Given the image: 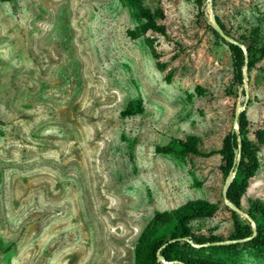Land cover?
<instances>
[{
    "label": "rangeland",
    "instance_id": "rangeland-1",
    "mask_svg": "<svg viewBox=\"0 0 264 264\" xmlns=\"http://www.w3.org/2000/svg\"><path fill=\"white\" fill-rule=\"evenodd\" d=\"M143 5L161 11L165 36H126L140 19L125 0L0 1V264H132L149 218L197 198L217 210L191 231L231 232L218 155L154 146L194 135L218 148L242 109L250 138L264 125V59L231 87L230 55L211 32L216 17L233 38L257 28L264 40V0ZM258 159L243 218L250 200L264 205V144ZM227 261L264 256L239 246Z\"/></svg>",
    "mask_w": 264,
    "mask_h": 264
},
{
    "label": "trees",
    "instance_id": "trees-1",
    "mask_svg": "<svg viewBox=\"0 0 264 264\" xmlns=\"http://www.w3.org/2000/svg\"><path fill=\"white\" fill-rule=\"evenodd\" d=\"M125 1L140 19V22L132 29H126V36L134 39L148 31L166 35L164 25L158 21L162 19L159 9L149 10L143 5V0ZM203 1L193 0L198 8ZM214 21L221 34L229 39L225 40L218 35L217 31L211 29V32L224 42L230 55L229 85L238 87L242 84L243 70L250 71L264 59V40L261 39L257 28H252L247 33L233 38L222 22L216 17ZM144 43L155 60V67L163 70L164 65L158 61L153 40L144 38ZM236 125L235 130L230 129L223 135L218 148L202 150L199 139L194 135H188L184 139L171 137L165 144L155 145L154 152L201 157L218 155L220 161L218 169L221 177L225 179L232 174L231 181L225 190V200L240 209V199L259 165L258 151L259 146L264 144V125L257 128L253 132V137L250 138L248 119L243 109L236 116ZM216 210V204L197 198L173 209L155 212L134 240L132 264H233L227 260L237 254L239 246L264 256V205L261 202L249 201L245 211L248 219L229 209L232 230L225 238L213 234H196L191 231L192 221L210 218ZM158 256L162 261L157 260Z\"/></svg>",
    "mask_w": 264,
    "mask_h": 264
},
{
    "label": "water",
    "instance_id": "water-1",
    "mask_svg": "<svg viewBox=\"0 0 264 264\" xmlns=\"http://www.w3.org/2000/svg\"><path fill=\"white\" fill-rule=\"evenodd\" d=\"M218 30H219V29H218ZM219 34H220L222 37L226 38L223 34H221V33H219ZM226 39H227V38H226ZM241 48H242V50H244V47H243V46H242ZM236 127H237V126H236ZM231 178H232V175H231L230 179H229V176H228V179H227L228 181H227V183H226V185H225V187H224V191H223V193H222V198H223V200L225 201V203H226L228 206L231 207L232 210H234L235 212H237L238 209L235 208L233 205H231L229 202H227V201L225 200V197H224L225 190H226V188H227L229 182L231 181ZM243 215L248 219V217H247L246 214H243ZM157 260H158V261H162V259H161L160 256L157 257Z\"/></svg>",
    "mask_w": 264,
    "mask_h": 264
},
{
    "label": "bare ground",
    "instance_id": "bare-ground-1",
    "mask_svg": "<svg viewBox=\"0 0 264 264\" xmlns=\"http://www.w3.org/2000/svg\"><path fill=\"white\" fill-rule=\"evenodd\" d=\"M231 175H232V174H231ZM231 175L229 176V179H230ZM227 181H228V180H227Z\"/></svg>",
    "mask_w": 264,
    "mask_h": 264
}]
</instances>
